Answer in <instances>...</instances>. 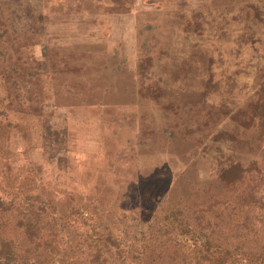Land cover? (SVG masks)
<instances>
[{"label": "rangeland", "instance_id": "1", "mask_svg": "<svg viewBox=\"0 0 264 264\" xmlns=\"http://www.w3.org/2000/svg\"><path fill=\"white\" fill-rule=\"evenodd\" d=\"M0 31L13 163L63 207L138 224L126 194L191 200L230 160L260 168L264 195V142L246 131L264 0H0Z\"/></svg>", "mask_w": 264, "mask_h": 264}, {"label": "trees", "instance_id": "2", "mask_svg": "<svg viewBox=\"0 0 264 264\" xmlns=\"http://www.w3.org/2000/svg\"><path fill=\"white\" fill-rule=\"evenodd\" d=\"M0 56L1 80L4 69L16 67ZM2 89L0 82V264H264V195L256 192L262 174L250 176L260 168L230 160L196 198L166 207V188L145 190L140 199L126 194L132 203L120 210L140 221L107 223L96 202L63 207L41 177L22 178L10 136L19 122ZM246 120V131L264 142V82Z\"/></svg>", "mask_w": 264, "mask_h": 264}]
</instances>
